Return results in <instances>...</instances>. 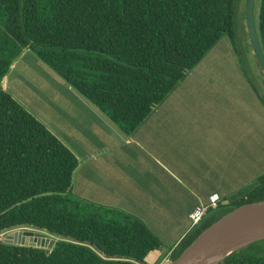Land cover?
Listing matches in <instances>:
<instances>
[{
	"label": "trees",
	"instance_id": "obj_1",
	"mask_svg": "<svg viewBox=\"0 0 264 264\" xmlns=\"http://www.w3.org/2000/svg\"><path fill=\"white\" fill-rule=\"evenodd\" d=\"M240 0H0V236L32 228L53 251L5 244L0 264H146L161 239L141 219L73 192L79 157L2 87L32 51L120 130L133 135L227 35ZM256 26L264 51V0ZM253 90L264 106V95ZM264 201V175L240 201L211 210L173 251L225 215ZM6 240V236L3 237ZM221 264H264V241Z\"/></svg>",
	"mask_w": 264,
	"mask_h": 264
},
{
	"label": "crops",
	"instance_id": "obj_2",
	"mask_svg": "<svg viewBox=\"0 0 264 264\" xmlns=\"http://www.w3.org/2000/svg\"><path fill=\"white\" fill-rule=\"evenodd\" d=\"M212 51L131 136L87 99L54 100L66 115L57 124L32 112L79 157L76 196L136 216L161 239L163 246L146 264L162 263L179 246L194 229L190 213L210 196L219 194L220 206L240 201L242 180L258 169L254 81L239 66L228 70L235 81L246 80L255 100L254 115L246 114L251 107L245 105L246 122L238 125L239 115H228L226 107H243L244 86L226 87L227 72L218 68L220 54ZM31 53L26 50L13 64L2 81L6 91L28 68L27 58L37 64ZM225 56L238 62L234 52ZM236 194L239 199L231 201Z\"/></svg>",
	"mask_w": 264,
	"mask_h": 264
},
{
	"label": "rangeland",
	"instance_id": "obj_3",
	"mask_svg": "<svg viewBox=\"0 0 264 264\" xmlns=\"http://www.w3.org/2000/svg\"><path fill=\"white\" fill-rule=\"evenodd\" d=\"M261 0H256V14L258 13L259 3ZM247 6V0H240L235 19V29L236 32L239 31L237 26H239L243 20V16L245 14ZM32 52V51H31ZM234 52L238 56V62L235 60H230L225 56L226 53ZM212 53H218L220 56V60L217 61V66L219 69H224L227 72L225 77L226 87H231L233 85H241L248 88H242L240 91L243 92L242 104L241 108L235 103H227V114L228 115H239V119L237 124L241 125L242 119H245V110L244 106L251 107V111L248 110L246 114L248 116L254 115V95L251 92L250 86L246 80L243 81H235L229 74L228 70L233 67H240L243 71L247 73V75L254 81L256 86L260 89L262 94L264 95V71L259 64V61L253 51L249 46H246L243 42H241V47H239V41H237V47L232 50L231 44L228 40L227 35H224L222 40L213 49ZM30 57H33V60L37 64H33L30 62V58H27L28 68H24V74L19 76L16 81L13 82L9 93H11L20 103L25 106L29 111L33 112L36 116L40 118L43 116L47 117L49 121L65 122L66 117L64 111L58 107L54 100L56 101H73L79 102L81 100H85L82 95H80L73 88H69L68 84L58 76L49 66L44 64L33 52L30 54ZM29 57V56H28ZM211 57V56H210ZM210 57L208 59H210ZM255 77V78H254ZM13 90V91H12ZM248 91V92H247ZM249 91L251 94H249ZM250 95V96H247ZM257 103V120H256V132L252 133V136L257 135L258 138V169L256 171H252L249 173V178L242 180V187L240 189L241 198L244 197L247 193L253 190L257 183L258 179L264 175V107L260 100H256ZM67 112H75L76 109H65ZM74 114V113H71ZM63 118V119H62ZM60 119V120H59ZM70 122V120L68 121ZM244 122V124H245ZM61 123V122H60ZM57 124V123H56ZM244 126V125H243ZM242 126V127H243ZM242 131V129H241ZM239 196L232 198V200H238ZM23 229H20L21 231ZM11 232V231H10ZM10 232L4 233L1 235L2 241L3 237L9 235ZM58 240V239H57ZM170 250V249H167Z\"/></svg>",
	"mask_w": 264,
	"mask_h": 264
},
{
	"label": "water",
	"instance_id": "obj_4",
	"mask_svg": "<svg viewBox=\"0 0 264 264\" xmlns=\"http://www.w3.org/2000/svg\"><path fill=\"white\" fill-rule=\"evenodd\" d=\"M246 17L249 43L264 71V51L256 26V0H247ZM236 33L237 42L239 31ZM19 230L11 231L4 243L49 251L57 245L58 240L45 231L32 228ZM260 241H264V201L246 204L225 215L203 232L172 264H221L233 253Z\"/></svg>",
	"mask_w": 264,
	"mask_h": 264
},
{
	"label": "built area",
	"instance_id": "obj_5",
	"mask_svg": "<svg viewBox=\"0 0 264 264\" xmlns=\"http://www.w3.org/2000/svg\"><path fill=\"white\" fill-rule=\"evenodd\" d=\"M220 202H221L220 195L214 194L210 196L208 204L196 207V209L193 212H191L189 215L193 227L196 228L197 226H199L211 210H215L219 208ZM174 260L175 259L173 258V252H172L160 264H172Z\"/></svg>",
	"mask_w": 264,
	"mask_h": 264
},
{
	"label": "flooded vegetation",
	"instance_id": "obj_6",
	"mask_svg": "<svg viewBox=\"0 0 264 264\" xmlns=\"http://www.w3.org/2000/svg\"><path fill=\"white\" fill-rule=\"evenodd\" d=\"M246 19H247V17H246V10H245L243 20H242L241 24L239 26H237V28L239 30V38L237 41H239V47H241V42H243L246 46H249L250 49L252 50L253 48H252L251 44L249 43V38H248V33H247ZM244 32H245V35L243 34ZM236 47H237V42H236ZM262 84H264V81Z\"/></svg>",
	"mask_w": 264,
	"mask_h": 264
},
{
	"label": "bare ground",
	"instance_id": "obj_7",
	"mask_svg": "<svg viewBox=\"0 0 264 264\" xmlns=\"http://www.w3.org/2000/svg\"><path fill=\"white\" fill-rule=\"evenodd\" d=\"M208 264H213V262H210V263H208Z\"/></svg>",
	"mask_w": 264,
	"mask_h": 264
}]
</instances>
